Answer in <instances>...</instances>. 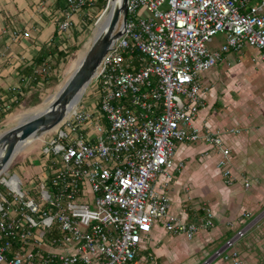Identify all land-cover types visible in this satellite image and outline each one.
<instances>
[{"label": "built area", "instance_id": "built-area-1", "mask_svg": "<svg viewBox=\"0 0 264 264\" xmlns=\"http://www.w3.org/2000/svg\"><path fill=\"white\" fill-rule=\"evenodd\" d=\"M64 1L59 39L102 0ZM104 1L106 13L110 0ZM218 33L226 41L211 49ZM29 35L14 31L16 38ZM247 46L264 59V0H129L125 31L91 81L93 96L80 99L42 148L30 175L34 191L23 190L17 173L0 180V264H139L141 241L154 223L188 238L211 228L209 209L199 222L173 214L166 188L184 167L175 161L177 145L198 140L218 150L226 184L236 181L222 134L240 128L221 134L194 122L207 105L202 75ZM245 232L202 264L220 257L248 264L236 246Z\"/></svg>", "mask_w": 264, "mask_h": 264}, {"label": "crops", "instance_id": "crops-1", "mask_svg": "<svg viewBox=\"0 0 264 264\" xmlns=\"http://www.w3.org/2000/svg\"><path fill=\"white\" fill-rule=\"evenodd\" d=\"M64 7V0H0V92L21 81L33 61L60 41L57 14ZM79 16L75 17L78 22ZM14 31H29L30 35L16 38ZM259 57L261 52L252 47L230 51L218 63L220 68L215 66L202 75L209 89L207 105L200 110L195 125L221 134L239 121L250 126L237 134H222L231 150L234 184H226L217 166L220 154L205 141L179 143L175 152V161L183 162L184 167L174 172L166 188L171 212L199 222L209 209L214 225L188 238L169 233L161 222L154 223L141 241L139 264H174L195 253L200 258L187 264H200L243 228L246 232L236 245L242 259L248 264H264V100L257 105L253 99L255 83L244 86V81L254 79L264 91V59ZM251 111L254 116L248 118ZM245 179L250 181L248 188ZM164 181L163 176L158 177V190H163ZM212 264L230 263L220 257Z\"/></svg>", "mask_w": 264, "mask_h": 264}, {"label": "rangeland", "instance_id": "rangeland-1", "mask_svg": "<svg viewBox=\"0 0 264 264\" xmlns=\"http://www.w3.org/2000/svg\"><path fill=\"white\" fill-rule=\"evenodd\" d=\"M107 4V3H106ZM105 6L97 3V7L95 9L85 11L83 14L79 16L80 22L70 29L64 39H60L59 42H56L52 45V48L58 47L59 50H64L70 54L67 56L66 61L60 59L58 63H56L57 55L48 58L44 64L37 66L35 69V73L40 76L39 79L29 78V76H24L21 78L22 80L15 81L7 91L0 92V95L3 97L1 99L3 101L2 108L3 110H7L8 112L4 117L0 119V134L5 132L6 130L18 125L21 119L24 116L31 112L32 110L41 109L40 107H47L51 101L53 100L55 93L58 89L63 85L68 76L72 71L73 64L77 61V59L85 52L87 47L89 46L93 36L95 35V30L97 28V22L104 16ZM107 13V12H106ZM226 35L223 33L215 34L212 39L208 42V46L211 49L219 48L226 41ZM72 47H77L76 51L70 50ZM246 48V47H245ZM247 48H251L247 46ZM253 48V47H252ZM256 49V48H255ZM244 51L240 53L242 55ZM76 55V56H75ZM75 56V58H73ZM261 58V57H259ZM238 61L242 60L241 58H237ZM254 61H257V58H253ZM253 63V64H252ZM250 66H254L255 71H257V65L255 62L249 63ZM256 65V66H255ZM216 68H220L221 64L215 65ZM213 66L207 72H210L215 68ZM46 68V70H43ZM208 74V73H207ZM25 78V79H24ZM27 78V79H26ZM258 79V78H257ZM91 83V82H90ZM93 83V82H92ZM92 83L87 87L85 93L81 97V100H86L89 97L93 96ZM255 83V88L251 90L253 95V99L257 101V105L264 100V91L261 87H259L254 79L248 81H244V86L249 84L250 86ZM230 84V83H229ZM12 87H16L13 89ZM54 95V96H53ZM246 95V94H245ZM247 97V95L245 96ZM49 99V103L48 100ZM252 99V101H253ZM80 100V102H81ZM18 101V102H17ZM15 103V104H13ZM253 104V102H252ZM30 115V114H27ZM254 116V112L248 113V118ZM236 127L240 128L241 131H247L250 129L243 121H239ZM55 134V130H50L43 135L40 136L39 139L35 140L33 143L25 146L24 149L20 150L15 157L12 159L9 168L1 175L0 180L2 182V177L7 173L13 174L17 173L23 181L22 187L26 192L34 191V185L31 183L30 175L35 173V165L40 164L41 162V151L44 145L48 142L50 138ZM218 152V151H217ZM232 155H231V164H232ZM6 173V174H5ZM4 186L0 184V190H4ZM32 195H35L32 193ZM203 228L199 230L202 231ZM207 230V229H206ZM198 232V233H199ZM183 234H179L176 236H180ZM197 235V233L193 236V238ZM185 236V235H184ZM242 239V238H240ZM226 242V241H225ZM215 251L206 257L204 260H200V264H202L206 259L210 258ZM200 258L198 254L191 255V258H185L181 262H177L174 264H187L191 261L195 262V258ZM163 263L165 259H162ZM170 264V263H165Z\"/></svg>", "mask_w": 264, "mask_h": 264}, {"label": "water", "instance_id": "water-1", "mask_svg": "<svg viewBox=\"0 0 264 264\" xmlns=\"http://www.w3.org/2000/svg\"><path fill=\"white\" fill-rule=\"evenodd\" d=\"M128 2L129 0L109 1L104 29L94 38L79 66L51 103L42 111L25 116L18 125L0 134V175L26 140L38 138L58 126L78 101L81 92L86 91L104 56L125 31Z\"/></svg>", "mask_w": 264, "mask_h": 264}, {"label": "trees", "instance_id": "trees-1", "mask_svg": "<svg viewBox=\"0 0 264 264\" xmlns=\"http://www.w3.org/2000/svg\"><path fill=\"white\" fill-rule=\"evenodd\" d=\"M100 4L102 5V7H104V6H106V1L102 0V1H100ZM77 49H78L77 47H72L70 50L76 51ZM69 54H70V51L68 53L64 50L63 51L59 50L58 47H55V49H52L51 51H49L47 53L43 52L41 55H39L33 61V63L31 64V67L28 68L29 72H26L25 75L32 77L33 78L32 80L39 79L40 76L35 73V69L37 66L44 64L48 58L53 57L55 55H57L56 63H58L60 61V59H63V61H66V58ZM75 56L73 58H75ZM2 104H3V101L0 99V119H1V117H4L6 115V113L8 112L7 110H5V111L3 110ZM13 104H15V103H13Z\"/></svg>", "mask_w": 264, "mask_h": 264}, {"label": "bare ground", "instance_id": "bare-ground-1", "mask_svg": "<svg viewBox=\"0 0 264 264\" xmlns=\"http://www.w3.org/2000/svg\"><path fill=\"white\" fill-rule=\"evenodd\" d=\"M107 17H108V11H107V13H105L104 14V16L97 22V28H96V30H95V35L93 36V38H92V40H91V42H90V44H89V46L87 47V49L85 50V52L77 59V61L73 64V66H72V71H71V73H70V75L68 76V78L66 79V81L69 79V77L73 74V72L76 70V68L79 66V64H80V62L82 61V59L84 58V56H85V54H86V52H87V50L89 49V47H90V45L92 44V42H93V40H94V38L99 34V32L100 31H102L103 29H104V27H105V24H106V22H107ZM66 81L63 83V85L58 89V91L65 85V83H66ZM57 91V92H58ZM56 92V93H57ZM56 93H55V95H56ZM85 93V91L83 90L82 92H81V94H80V97H79V99H78V101L70 108V110L68 111V113L71 111V110H73L76 106H77V104H78V102L80 101V99H81V97H82V95ZM54 96V95H53ZM48 101V103L50 102L49 101V99L47 100ZM41 109H36V110H32L31 112H29V113H27V114H34V113H37V112H40V111H42V109H44L45 107L44 106H42V107H40ZM27 114L25 115V116H27ZM24 116V117H25ZM54 129H56V128H54ZM53 129V130H54ZM40 137H38V138H29L28 140H26L22 145H21V147H20V149H19V151L20 150H22V149H24L25 148V146H27V145H29V144H31V143H33L35 140H37V139H39ZM18 151V152H19ZM17 152V153H18ZM16 153V154H17ZM2 155V151H0V156ZM11 163V162H10ZM10 165V164H9ZM9 165L3 170V172H1V174L2 173H4L8 168H9ZM162 224V223H161Z\"/></svg>", "mask_w": 264, "mask_h": 264}]
</instances>
